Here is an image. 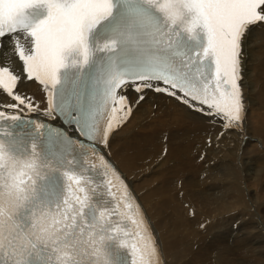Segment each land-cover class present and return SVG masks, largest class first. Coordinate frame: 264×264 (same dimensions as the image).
I'll return each instance as SVG.
<instances>
[{"label":"snow or ice","instance_id":"1","mask_svg":"<svg viewBox=\"0 0 264 264\" xmlns=\"http://www.w3.org/2000/svg\"><path fill=\"white\" fill-rule=\"evenodd\" d=\"M257 28L264 0H0V264H163L99 148L153 96L221 123L218 139L244 132ZM36 82L78 137L31 120L13 131L39 110Z\"/></svg>","mask_w":264,"mask_h":264},{"label":"bare ground","instance_id":"2","mask_svg":"<svg viewBox=\"0 0 264 264\" xmlns=\"http://www.w3.org/2000/svg\"><path fill=\"white\" fill-rule=\"evenodd\" d=\"M249 45L244 132L218 139L221 123L153 96L110 138L107 152L141 201L164 264H264V30L254 29ZM25 90L39 105L31 114L47 115L43 87ZM177 171L192 172L201 190Z\"/></svg>","mask_w":264,"mask_h":264},{"label":"rangeland","instance_id":"3","mask_svg":"<svg viewBox=\"0 0 264 264\" xmlns=\"http://www.w3.org/2000/svg\"><path fill=\"white\" fill-rule=\"evenodd\" d=\"M175 166H183V164L179 162V163H176ZM173 169H174V167L171 170H173ZM176 176H181L182 178H184L185 181H186V185L189 186L190 188H192L193 190H201L199 188H202V185L199 186L197 184V180H195L196 177L195 176L194 177L192 176V172H190V171H184V172L177 171L176 172ZM199 235H202V237L201 238H198ZM197 238H198V240H197V242H198V241L204 239L205 237L203 236V233H198L197 234Z\"/></svg>","mask_w":264,"mask_h":264}]
</instances>
